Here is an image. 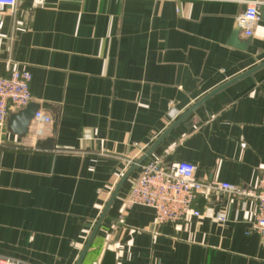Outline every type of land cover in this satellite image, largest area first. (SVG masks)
<instances>
[{"label":"crops","instance_id":"1","mask_svg":"<svg viewBox=\"0 0 264 264\" xmlns=\"http://www.w3.org/2000/svg\"><path fill=\"white\" fill-rule=\"evenodd\" d=\"M264 0H17L0 13V76H30L33 119L0 141V258L76 264L115 186L217 88L264 63V12L247 38L236 18ZM259 9V10H260ZM243 49L230 45L232 35ZM88 138H85V137ZM53 140V150L37 149ZM195 167L205 186L182 223L126 209L141 168L110 205L81 264H264L255 188L264 173V67L208 98L145 161ZM144 163V164H145ZM222 216L226 222L215 218Z\"/></svg>","mask_w":264,"mask_h":264},{"label":"built area","instance_id":"2","mask_svg":"<svg viewBox=\"0 0 264 264\" xmlns=\"http://www.w3.org/2000/svg\"><path fill=\"white\" fill-rule=\"evenodd\" d=\"M17 0H0V13L16 7ZM260 6L257 2L246 5L245 11L236 18V25L243 30L245 37L252 35L253 25L260 20ZM3 24L0 22V31ZM1 40V36H0ZM31 76L24 70H12L7 76H0V141L6 131L7 117L24 109L31 101L29 82ZM34 119L48 122L36 113ZM85 138H88L87 136ZM139 176L131 183L124 206H143L153 210L156 225L182 223L189 218H197L193 203L205 186L194 178L195 167L188 163H177L169 168L156 162L140 166ZM213 189L231 197L249 199L255 202L251 215L250 231L264 240V173L260 175L255 188L247 189L227 183H213ZM215 221L224 223L225 218L218 216ZM0 264H19L0 258Z\"/></svg>","mask_w":264,"mask_h":264},{"label":"water","instance_id":"3","mask_svg":"<svg viewBox=\"0 0 264 264\" xmlns=\"http://www.w3.org/2000/svg\"><path fill=\"white\" fill-rule=\"evenodd\" d=\"M260 12H264V8L260 9ZM260 17H262L260 15ZM237 35L238 32H235L231 39H230V45L239 49H243L244 48V44H241L238 42L237 40ZM264 67V63L261 64L260 66H257L256 68H253L252 70H250L249 72L243 74L242 76H239L238 78H235L233 80H231L230 82H227L226 84L222 85L221 87L217 88L214 92H212L211 94H209L208 96H206L205 98H203L202 100H200L195 106H193L188 112H186L178 121H176L166 132L165 134H163V136H161L157 142L137 161H135L130 167L129 169L126 171V173L122 176V178L120 179V181L118 182V184L115 186L106 206L104 207L98 221L96 222L85 246L84 249L80 255V257L78 258L76 264H81L82 260L86 254V252L89 250L100 226L101 223L104 219V217L106 216V213L110 207V205L112 204L114 198L116 197V195L118 194L119 190L121 189V187L123 186V184L130 178V176L132 175V173H134L138 167L142 166L145 161L149 158V156L151 155V153L155 150V148L164 140V138L180 123L182 122L188 115H190L198 106H200L202 103H204L208 98H210L212 95L216 94L217 92L223 90L224 88L228 87L229 85L233 84L234 82L246 77V76H250L252 75L255 71H257L258 69ZM39 107L36 104L33 103H28L27 106L22 109L19 112L16 113H11L8 115L7 117V121H6V130L7 132L17 136L18 138H24L28 135V130H29V126L31 121L34 119L35 114L38 112ZM37 149H43V150H53V140L49 139L46 140L44 142H39L36 145Z\"/></svg>","mask_w":264,"mask_h":264}]
</instances>
